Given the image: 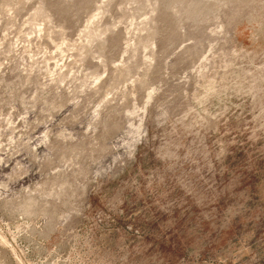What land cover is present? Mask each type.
<instances>
[{"label":"rangeland","instance_id":"374dc122","mask_svg":"<svg viewBox=\"0 0 264 264\" xmlns=\"http://www.w3.org/2000/svg\"><path fill=\"white\" fill-rule=\"evenodd\" d=\"M0 264H264V0H0Z\"/></svg>","mask_w":264,"mask_h":264},{"label":"bare ground","instance_id":"6f19581e","mask_svg":"<svg viewBox=\"0 0 264 264\" xmlns=\"http://www.w3.org/2000/svg\"><path fill=\"white\" fill-rule=\"evenodd\" d=\"M4 4H5V2H4ZM6 4H7V3H6ZM9 4H10V3L8 2V5H9ZM1 6H3V5H1ZM6 6H7V5H6ZM9 6H10V5H9ZM12 6H13V5H12ZM12 6H11V8H12ZM11 8H10V9H11ZM3 9L5 10V8L2 7V10H3ZM8 9H9V8H8ZM10 9H9V10H10ZM12 9H13V8H12ZM4 10H3V11H4ZM9 10H8V11H9ZM6 12H7V11H6ZM12 14H13V13H12ZM33 14H34V13H33ZM9 15H10V14H9ZM38 15H43V17L45 16L46 18H47V16L44 14V11H43L41 8L36 9V11H35V15H34V16L31 15V16H33V17L30 16L32 23H34V24L37 25L38 30H41V29L43 28V26H41L40 24L37 23V21H38L40 18H39L37 21H35L36 16H38ZM41 17H42V16H41ZM43 17H42V18H43ZM45 17H44V18H45ZM37 18H38V17H37ZM46 18H45V19H46ZM48 19H49V18H47L46 21H48ZM96 19H97V15H94V16H92V17L89 19V21L87 22L89 28L87 29V25H86V29H87V30H85L86 32L83 34V36L86 35L88 41H91V40H92L97 34H102V33H100V31H98L97 29L93 28V26H92V24L94 23V21H96ZM49 20H50V19H49ZM26 21H28V20H26ZM29 21H30V19H29ZM43 22H44V20H43ZM96 22H97V21H96ZM30 23H31V22H30ZM39 23H41V21H40ZM42 25H43V24H42ZM44 26H45V23H44ZM44 28H45V27H44ZM44 28H43V29H44ZM84 29H85V28H84ZM83 32H84V31H83ZM48 33H49V32H48ZM50 34H51V33H50ZM50 36H51V35H50ZM80 36H81V35H80ZM80 36H79V39H80ZM83 36H82V37H83ZM51 37H52V36H51ZM86 37H85V40H86ZM63 39H64V38H63ZM63 39H62V40H63ZM80 40L82 41V38H81ZM87 40H86V41H87ZM27 41H28V40H27ZM59 41H60V40H59ZM81 41H80V42H81ZM76 42H77V41H75V44H76ZM80 42H79V43H80ZM61 43H62V42H60V44L58 45V48H59L60 50H62V47H63V43H62V44H61ZM77 44H78V43H77ZM72 45H73V44H72ZM78 45H79V44H78ZM65 46H66V45H65ZM65 46H64V47H65ZM55 47H56V45H55ZM66 47H69V46H66ZM72 48H73V46H72ZM66 49H67V48H66ZM64 51H65V50H64ZM66 51H67V50H66Z\"/></svg>","mask_w":264,"mask_h":264}]
</instances>
